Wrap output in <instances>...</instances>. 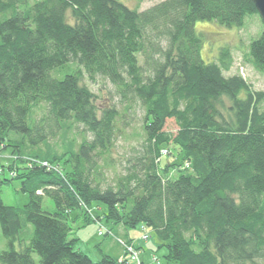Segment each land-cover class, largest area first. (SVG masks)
<instances>
[{
	"label": "trees",
	"instance_id": "obj_1",
	"mask_svg": "<svg viewBox=\"0 0 264 264\" xmlns=\"http://www.w3.org/2000/svg\"><path fill=\"white\" fill-rule=\"evenodd\" d=\"M253 15L260 18L253 0H161L142 10L122 0H0V144L7 131L22 135L9 143L18 154L0 192L18 179L28 194L22 207L0 196L8 243L0 263L126 264L108 253L95 261L73 247L75 211L84 223L104 218L153 230L164 264H264V91L239 72L225 74L233 64L229 45L205 61L194 29L197 20L240 28ZM260 20L245 58L264 75ZM83 73L109 80L144 109L140 166L114 185H102L96 161L114 146L121 115L98 102ZM171 118L173 133L164 129ZM71 123L90 139L50 149L48 139ZM163 147L176 163L158 160ZM44 196L54 211L43 210ZM99 204L105 211L93 213Z\"/></svg>",
	"mask_w": 264,
	"mask_h": 264
},
{
	"label": "rangeland",
	"instance_id": "obj_2",
	"mask_svg": "<svg viewBox=\"0 0 264 264\" xmlns=\"http://www.w3.org/2000/svg\"><path fill=\"white\" fill-rule=\"evenodd\" d=\"M38 0H28V4H32ZM129 7H137L140 10L145 9L161 0H122ZM263 25L258 16L253 15L245 19L244 25L240 28L236 26L227 27L220 25L215 21L197 20L194 24V29L202 39L201 56L205 61L215 60L219 54L221 46L229 45L232 50L233 64L230 71L225 74L241 73L253 89L264 91V75L258 72L245 58L247 45L250 39L257 37ZM74 66V65H73ZM64 71L55 73L61 76ZM83 82L96 94L99 103H110L116 106L121 115V121L118 122L120 132L117 134L114 146L109 152L103 153L97 158L96 165L101 170V183L103 186L114 185L117 178L123 175L128 168L132 166H140L138 157L144 152V133L142 130V121L144 117V109L140 102L134 98L124 100L116 92L113 84L101 77L90 80L85 73H83ZM264 107V103H263ZM33 117L38 120L44 113L43 107L34 110ZM30 123V120H29ZM69 128H63L56 131L53 137L48 139V146L54 151L62 149L71 142L78 144L82 139H90L91 135L85 131L81 124L71 123ZM164 129L168 132H175L177 125L174 119H167ZM22 135L14 131H7L3 134L0 144V177H10L7 166L16 160L18 149L9 143L13 140H20ZM5 144V146H4ZM24 150V144L19 142L18 146ZM45 146L40 144V149L45 150ZM166 148V147H163ZM56 149V150H55ZM169 150L173 152V148L169 145ZM175 162L178 161L176 154L169 153L160 159V162ZM17 164L22 165L20 159H17ZM171 168L170 177L176 178L178 170ZM182 168V167H181ZM0 196L5 204L22 207L28 201V194L20 190V182L14 179L10 184L1 187ZM43 210L52 212L55 209L51 198L44 196L41 202ZM105 211V206L99 204V207L93 210V213H101ZM81 215L77 216V212L73 211L70 215L69 222L72 228V233L69 237H75L73 247L86 253L92 260H99L102 253L116 255L119 251V246H122L116 238H121L118 235H123L119 230L120 226H114L111 221L104 218L88 223L83 222ZM103 227V230L111 228L114 234H98V229ZM136 243L141 244L142 248L137 251V257L142 264L144 261L150 260V252L154 251L155 256L161 264H164L163 254L164 248L157 249L159 239L153 230L147 229L150 237L146 240L142 239L143 229L141 227L125 228ZM137 237V238H136ZM122 239V238H121ZM139 241H138V240ZM123 240V239H122ZM118 245H117V244ZM8 247L7 239L0 231V251ZM123 247V246H122ZM16 248L19 245L16 244ZM151 250V251H150ZM143 259V260H142ZM155 263V262H154ZM263 264V262H260ZM2 264V263H0ZM126 264H134L131 259ZM156 264V263H155Z\"/></svg>",
	"mask_w": 264,
	"mask_h": 264
},
{
	"label": "built area",
	"instance_id": "obj_3",
	"mask_svg": "<svg viewBox=\"0 0 264 264\" xmlns=\"http://www.w3.org/2000/svg\"><path fill=\"white\" fill-rule=\"evenodd\" d=\"M167 153L166 149H161L160 151V157L162 155H165ZM160 157H158V160L160 159ZM43 165L47 166L48 168H50V166L47 164L46 161L42 162ZM143 229V234H142V239H147L149 237V233L146 231V227L142 226ZM102 233V229H99V234ZM117 241L123 246V249L126 251L127 257L129 259H131L133 261L134 264H142L139 260V258L137 257V250L134 248V245L132 243L126 242L124 240H122L121 238H116ZM153 260H156L155 257L152 258ZM158 264H160L159 261H157Z\"/></svg>",
	"mask_w": 264,
	"mask_h": 264
},
{
	"label": "crops",
	"instance_id": "obj_4",
	"mask_svg": "<svg viewBox=\"0 0 264 264\" xmlns=\"http://www.w3.org/2000/svg\"><path fill=\"white\" fill-rule=\"evenodd\" d=\"M121 232H122V234L123 235H118L117 233H115V234H117L118 236H120V237H123V238H126V239H133V237H131L130 236V234H129V231H127L123 226H121L120 225V229H119ZM137 238V237H136ZM138 240V239H137ZM133 241L135 242V245L138 247V248H142L141 247V244H139V243H136V241L133 239ZM139 241V240H138ZM117 244V243H116ZM118 245V244H117ZM151 251V250H150ZM120 254H121V247H119V251L117 252V254H116V256H120ZM154 254V251H151L150 252V260L148 261V262H146V261H144V263L145 264H155L154 262H152V255ZM156 254V253H155ZM157 255V254H156ZM143 260V259H142Z\"/></svg>",
	"mask_w": 264,
	"mask_h": 264
},
{
	"label": "water",
	"instance_id": "obj_5",
	"mask_svg": "<svg viewBox=\"0 0 264 264\" xmlns=\"http://www.w3.org/2000/svg\"><path fill=\"white\" fill-rule=\"evenodd\" d=\"M255 8L260 16V18L264 22V0H253Z\"/></svg>",
	"mask_w": 264,
	"mask_h": 264
},
{
	"label": "bare ground",
	"instance_id": "obj_6",
	"mask_svg": "<svg viewBox=\"0 0 264 264\" xmlns=\"http://www.w3.org/2000/svg\"><path fill=\"white\" fill-rule=\"evenodd\" d=\"M47 164L50 166V168H52V166H51L52 164H49L48 162H47ZM120 255H123L125 257V259H127V254H126V251L124 249H121V254Z\"/></svg>",
	"mask_w": 264,
	"mask_h": 264
}]
</instances>
